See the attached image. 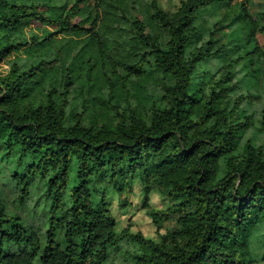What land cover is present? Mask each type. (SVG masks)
Segmentation results:
<instances>
[{
    "label": "trees",
    "instance_id": "16d2710c",
    "mask_svg": "<svg viewBox=\"0 0 264 264\" xmlns=\"http://www.w3.org/2000/svg\"><path fill=\"white\" fill-rule=\"evenodd\" d=\"M34 1L29 7L0 0V66L27 46L26 29L33 23L58 26L70 42L87 44L76 54L71 47L60 50L49 62L48 54L37 55L36 47L26 53L44 60L25 71L14 69L6 77L0 73V151L10 144L9 149H20L32 158L35 164L22 179L25 189L36 175L48 176L45 196L55 202L43 252L22 221L6 217L0 205V264H105L108 249L122 237H116L117 220L106 194L101 195L100 204L95 203L93 180L108 177L111 184L122 182L121 187L127 186L130 192V182L139 175L149 186L159 181L168 190V198L180 201L175 210L188 212L178 233L182 242L171 249L135 237L146 250L138 264H256L244 255V246L264 226V142L259 135L246 138L251 127L236 123L241 116L239 104L233 102L231 108L226 89L205 96L208 82L201 77L199 65L221 56L223 49L209 48L205 53V46L196 48L191 34H196L191 30L196 13L233 0H186L173 18L162 11L159 0H150L153 17L168 37L163 44L135 21L139 48L149 51L133 65L117 62L130 70L126 80L137 103L128 118L117 107L97 109L95 104L84 105L88 112L83 115L71 103L78 92L87 90L93 98L107 94L103 83H95L100 73H93L90 66L98 56L97 44L106 53L105 45L97 43L95 29L85 41L71 37L80 32L71 22L74 11L92 0H76L70 15L56 18L39 12L40 7L46 11L47 0ZM36 45L49 44L35 40L32 46ZM151 55L153 61L147 57ZM150 64L170 83L164 100L152 106L138 94L146 81L137 79ZM128 86L118 87L116 94L123 96ZM259 121L258 133L264 136V108ZM71 186V221L62 249L55 241V214ZM172 214L171 210L151 211L157 224ZM14 246L21 249L11 250Z\"/></svg>",
    "mask_w": 264,
    "mask_h": 264
},
{
    "label": "rangeland",
    "instance_id": "374dc122",
    "mask_svg": "<svg viewBox=\"0 0 264 264\" xmlns=\"http://www.w3.org/2000/svg\"><path fill=\"white\" fill-rule=\"evenodd\" d=\"M32 1L11 0L14 4H25L29 7H32ZM185 1L159 0L158 3L162 11L173 18ZM75 4L76 0H47L44 5L48 8L41 11L43 9L40 7L39 12L52 18L66 17L72 13L71 9ZM74 12L71 22L80 29V32L71 37L76 41H85L87 33L95 29L96 37L100 38L97 43L105 45L104 54L100 50L104 48L103 46L100 48L97 44L94 47L98 56L91 60L90 66L93 73L95 71L100 73V80L96 79L95 83H103L107 94L101 98H93L89 96L87 90L82 91L71 97V103L76 104L77 112L83 115L88 112L87 108H83L84 105L92 108L95 104L97 109L117 107L119 112L126 111L128 118L129 110L137 103L134 99V90L131 89L132 84L128 86L126 80L130 70L118 63L122 61L127 65H133L149 51L139 48L135 21L139 20L142 23L149 37H158L163 44H166L168 35L155 21L150 0H92L79 6ZM60 29L58 26L42 27L34 23L30 25L26 29L27 46L19 53L11 54L1 64V76H9L14 69L25 71L29 69V65L44 60L30 57L26 53L36 47L39 51L37 55L47 53L49 62L56 58L60 50L65 51L71 47L72 53L76 54L87 44L70 42V38L60 33ZM191 30H196V34L192 31L191 34L193 40L197 42V49L205 46L203 48L205 53V49L209 48L214 52L223 49L221 56L208 59L199 65L201 77H205L208 82L205 96L219 95L226 89L225 91L229 92L227 101L232 102L231 108L234 107V103L239 104L238 113L241 116L236 123H247L251 127L246 133V138L259 135V141L263 143L264 136L258 133V130L261 127L259 121L261 110L264 108V0H233L229 4L201 9L193 18ZM35 40L40 43L48 42L49 45L34 47L32 45ZM147 57L153 61L152 55ZM55 66H60V63H56ZM84 69H88V66L85 65ZM107 75L108 80L105 78ZM117 77L119 79L114 80ZM253 78H256V81L251 84ZM137 79L146 81L138 94L148 101L149 106L164 100L170 83L153 69L152 64L146 67L142 74L139 73ZM120 86H123V89L128 86L123 96L116 94ZM100 123L99 121V125H102ZM9 145L5 144L0 151V205L4 208L6 217L22 221L27 234L33 237L43 252L47 246L55 206L54 199L45 196L49 177L41 178L36 175L25 189L22 179L30 174L29 166L35 162L32 158L25 157L20 149H9ZM6 153H10L9 157L2 160ZM19 158L23 159L20 167L17 163ZM122 185V182L111 184L108 177L102 179L96 176L93 180V187L97 192L95 203L100 204L101 195L106 194L112 214L117 220L116 237H122L116 246L108 249L105 264H138L146 250L136 240L137 235L156 245H163L166 249H171L175 244L182 242L178 238V233L181 231L182 219L188 211L175 210L180 201L168 198V190H165L159 181L149 186L144 177L139 175L130 182V192L125 188L127 186L122 188ZM119 188L123 191L120 192ZM71 189L72 186L66 192L62 208L55 214V241L62 249L66 247V232L71 221ZM169 210L173 212L170 218L160 224L154 222L151 211L165 213ZM20 249L17 246L11 247L13 251ZM244 249V255L252 262L264 264V226L258 228Z\"/></svg>",
    "mask_w": 264,
    "mask_h": 264
}]
</instances>
